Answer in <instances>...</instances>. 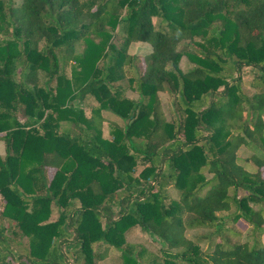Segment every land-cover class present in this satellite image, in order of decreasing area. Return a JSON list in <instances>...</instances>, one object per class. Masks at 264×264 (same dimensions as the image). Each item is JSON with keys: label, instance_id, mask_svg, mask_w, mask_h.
Here are the masks:
<instances>
[{"label": "trees", "instance_id": "1", "mask_svg": "<svg viewBox=\"0 0 264 264\" xmlns=\"http://www.w3.org/2000/svg\"><path fill=\"white\" fill-rule=\"evenodd\" d=\"M0 140V264H264V0H0Z\"/></svg>", "mask_w": 264, "mask_h": 264}, {"label": "rangeland", "instance_id": "2", "mask_svg": "<svg viewBox=\"0 0 264 264\" xmlns=\"http://www.w3.org/2000/svg\"><path fill=\"white\" fill-rule=\"evenodd\" d=\"M129 49L132 52H137L138 54L143 55L144 53H146L149 50V45L139 42V43H134V44L130 45ZM74 65L75 64H72V63L66 64L65 65V71L68 73L70 68L73 67ZM179 66L181 69L187 70L189 67L192 66V64L189 63V61L183 56L179 62ZM243 78L245 80H247V79H249V75H245ZM245 86H246V84H245ZM245 91L251 92L252 90L249 88H246ZM129 94H131V93H129ZM160 97H161V100L163 103L162 105H163L164 109L166 110V104L169 101L168 95L166 93L161 92ZM95 103H96V101L94 100V98L92 96H89V95H86L81 100L80 99L73 100V104L77 107H81V109L83 110L85 115L89 114L90 107L92 105H94ZM109 129H110V127L106 128V130H109ZM237 154L240 158L241 163H243L247 169L253 170L255 168L254 164L251 161L246 160L247 156L249 155V152L244 147L241 146L239 148ZM142 166H143L142 161L141 160L138 161L137 171L140 170L142 168ZM263 176H264V167H263ZM56 216H57V208L55 206H51L50 219H54ZM232 228L235 231H238L239 228H243L244 229L243 230L244 231L243 232V238L246 237L247 227L242 221H239L238 224H236V225L232 224ZM209 232H210L209 229L201 227V228L186 230V235L188 237H191V238H197L199 235L206 234ZM126 237H127V240L132 242L134 245L144 246L152 252H158V248L161 245V243L159 242L158 239H156L154 236H152L150 234L142 232L138 227H132L129 230V232L127 233ZM231 238H232V240H235L237 237H231ZM206 244H207V241L202 240L200 243V246L202 248H204V247H206ZM98 264H112V261L108 260L107 262H101Z\"/></svg>", "mask_w": 264, "mask_h": 264}, {"label": "built area", "instance_id": "3", "mask_svg": "<svg viewBox=\"0 0 264 264\" xmlns=\"http://www.w3.org/2000/svg\"><path fill=\"white\" fill-rule=\"evenodd\" d=\"M4 206H5V198H4V195L0 189V213L3 211Z\"/></svg>", "mask_w": 264, "mask_h": 264}, {"label": "crops", "instance_id": "4", "mask_svg": "<svg viewBox=\"0 0 264 264\" xmlns=\"http://www.w3.org/2000/svg\"><path fill=\"white\" fill-rule=\"evenodd\" d=\"M4 152L3 142L0 140V153Z\"/></svg>", "mask_w": 264, "mask_h": 264}]
</instances>
